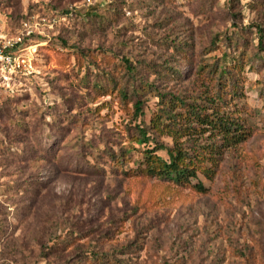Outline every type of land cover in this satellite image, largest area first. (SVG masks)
I'll list each match as a JSON object with an SVG mask.
<instances>
[{
	"label": "rangeland",
	"instance_id": "374dc122",
	"mask_svg": "<svg viewBox=\"0 0 264 264\" xmlns=\"http://www.w3.org/2000/svg\"><path fill=\"white\" fill-rule=\"evenodd\" d=\"M94 4L101 17L86 15L85 0H0V34L30 31L27 44L36 46L33 71L0 86L3 96L24 93L0 98V264H71L92 247L126 264H264V52L246 72L253 136L226 152L213 179L200 174L205 193L102 175L81 157L98 153L103 138L126 144L127 116L117 98L95 90L90 58L117 76L130 63L144 81L163 64L193 77L215 36L221 46L234 22L264 24V0ZM73 5V17L58 15Z\"/></svg>",
	"mask_w": 264,
	"mask_h": 264
},
{
	"label": "trees",
	"instance_id": "16d2710c",
	"mask_svg": "<svg viewBox=\"0 0 264 264\" xmlns=\"http://www.w3.org/2000/svg\"><path fill=\"white\" fill-rule=\"evenodd\" d=\"M87 5L88 17H101L93 12L103 9V5ZM77 11L73 5L58 15L73 17ZM55 12L57 10L52 12V16L57 14ZM233 25L235 27L226 32L221 46L215 36L198 61L193 77L191 69L184 71L177 66L163 64L154 69L156 78L153 81H144L136 78L130 63H124L126 71L117 76L107 70L99 71L104 66L90 58L91 66L98 68L93 83L95 90L117 98L127 116L123 130L126 144L117 146L103 138L96 150L98 153L91 150L90 154H81L90 167L102 175L141 176L205 193L207 186L199 178L200 174L213 179L226 152L253 136V129L245 116L248 111L246 72L247 67L263 58L264 24L252 22L245 28L238 27L235 22ZM253 30L257 42L251 48L247 45L246 36ZM172 49L180 54L186 52L185 59L191 61L190 50L183 45H174ZM217 50L219 52L213 53ZM2 88L0 98L5 97L4 102H11L24 94L3 96ZM2 106L0 104V116ZM0 233L7 234L1 228ZM65 241L73 240L64 238L60 242ZM77 255L69 258L70 262L73 260L71 264H126L113 252L94 247Z\"/></svg>",
	"mask_w": 264,
	"mask_h": 264
},
{
	"label": "built area",
	"instance_id": "2783aa9c",
	"mask_svg": "<svg viewBox=\"0 0 264 264\" xmlns=\"http://www.w3.org/2000/svg\"><path fill=\"white\" fill-rule=\"evenodd\" d=\"M86 4L101 3L103 0H85ZM10 36L7 33L0 34V86H10L11 81L17 74L27 75L34 69L33 50L36 46L27 44L31 32ZM28 50V52H27Z\"/></svg>",
	"mask_w": 264,
	"mask_h": 264
}]
</instances>
